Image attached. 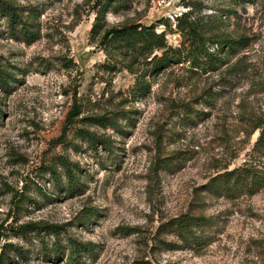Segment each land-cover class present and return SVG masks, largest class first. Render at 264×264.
<instances>
[{"label": "rangeland", "instance_id": "rangeland-1", "mask_svg": "<svg viewBox=\"0 0 264 264\" xmlns=\"http://www.w3.org/2000/svg\"><path fill=\"white\" fill-rule=\"evenodd\" d=\"M2 1L0 264H264V0L113 3L103 30L153 24L178 48L188 22L249 40L217 71L147 74L163 52L108 50L99 0ZM245 164L259 189L221 181ZM184 217L203 222L181 235Z\"/></svg>", "mask_w": 264, "mask_h": 264}, {"label": "trees", "instance_id": "trees-1", "mask_svg": "<svg viewBox=\"0 0 264 264\" xmlns=\"http://www.w3.org/2000/svg\"><path fill=\"white\" fill-rule=\"evenodd\" d=\"M129 0H99L97 4V16L92 29L93 34H100L102 32V43L108 48V50L119 53L123 56H130L133 60H139L144 56H151L155 51H162L163 56L158 57L157 55L149 61L152 65L151 70L147 73L157 72L161 69H166L172 65L180 64L181 61L190 62V64L198 69L217 71L221 65L226 63V60L221 55L230 56L240 48H245L249 45V40L245 36L239 38H233L231 36H216L214 39L207 36L206 26H193L186 22L182 26L181 33L184 37V41L178 48H172L168 45L165 33H158L156 27L152 24L150 26L144 25H126L122 27H114L111 29H104L105 19L113 3L126 2ZM236 6H242L246 4H254L258 0H230ZM0 2H3L0 0ZM9 9H12L8 5ZM181 19H188V15H183ZM12 22L18 19V15L15 13L10 14ZM27 25V24H26ZM27 33V28L25 30ZM209 43L216 49L211 50ZM132 64V62H131ZM128 64L127 68L132 70V65ZM164 67V68H163ZM137 86H144L143 77H140ZM81 110L75 108V113H70L68 121H72L75 117L80 115ZM260 129L259 138L255 144L254 150L257 153H264V124L258 126ZM71 175V171L68 170ZM247 175L246 179L244 175ZM231 175H236L235 181L238 185L247 186L248 191L253 192L263 183V178L257 171V168L251 170L248 168V164L243 165L241 168L234 170L231 173L223 174L221 181L225 182ZM177 231L181 234L191 233L190 227L194 224L201 225L203 218H181L176 221ZM55 228V227H52Z\"/></svg>", "mask_w": 264, "mask_h": 264}]
</instances>
